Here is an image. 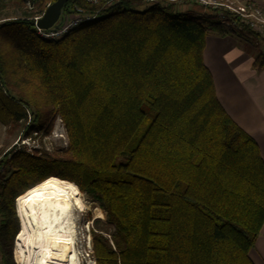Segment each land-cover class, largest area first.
<instances>
[{
  "label": "trees",
  "instance_id": "trees-1",
  "mask_svg": "<svg viewBox=\"0 0 264 264\" xmlns=\"http://www.w3.org/2000/svg\"><path fill=\"white\" fill-rule=\"evenodd\" d=\"M54 1L0 0V123L28 134L58 116L67 137L0 157L1 264H15L14 199L49 177L104 212L112 232H91L95 264H253L264 160L217 100L203 51L233 36L261 70L264 35L189 0H67L63 16L92 19L43 39L33 19Z\"/></svg>",
  "mask_w": 264,
  "mask_h": 264
},
{
  "label": "bare ground",
  "instance_id": "bare-ground-1",
  "mask_svg": "<svg viewBox=\"0 0 264 264\" xmlns=\"http://www.w3.org/2000/svg\"><path fill=\"white\" fill-rule=\"evenodd\" d=\"M78 196L74 184L49 177L15 198L20 264H79L73 202Z\"/></svg>",
  "mask_w": 264,
  "mask_h": 264
},
{
  "label": "crops",
  "instance_id": "crops-1",
  "mask_svg": "<svg viewBox=\"0 0 264 264\" xmlns=\"http://www.w3.org/2000/svg\"><path fill=\"white\" fill-rule=\"evenodd\" d=\"M255 52L233 36L211 35L203 60L223 110L253 139L264 160V69L253 68ZM249 258L253 264H264V222Z\"/></svg>",
  "mask_w": 264,
  "mask_h": 264
},
{
  "label": "rangeland",
  "instance_id": "rangeland-1",
  "mask_svg": "<svg viewBox=\"0 0 264 264\" xmlns=\"http://www.w3.org/2000/svg\"><path fill=\"white\" fill-rule=\"evenodd\" d=\"M186 5L195 14L206 11V9L191 1H188ZM182 7V4L178 5L179 10L184 9ZM2 21L0 20V22ZM258 46L262 47V45ZM49 124H51L50 129L46 131ZM48 125L45 127V130L42 129L25 134L26 131H23V127L21 126L14 128L13 126L0 123V157L13 148L22 149L25 147L28 151H46L48 153L64 149L67 145V137L59 117H54L51 122H48ZM73 202L76 211L77 241L75 247L79 251V264H93L95 261L91 251V232L95 230L107 236L112 232V228L106 223L104 212L90 197L79 192L78 200L75 199ZM14 212L18 226L15 206ZM13 250L14 244L12 260L15 264H20L18 259L16 260L17 263L15 262Z\"/></svg>",
  "mask_w": 264,
  "mask_h": 264
},
{
  "label": "built area",
  "instance_id": "built-area-1",
  "mask_svg": "<svg viewBox=\"0 0 264 264\" xmlns=\"http://www.w3.org/2000/svg\"><path fill=\"white\" fill-rule=\"evenodd\" d=\"M85 1L90 4H95L97 0ZM189 1L214 11L221 25L226 29L231 31L247 29L251 32L264 35V0ZM41 15L33 19L34 25ZM91 19V17L84 15L81 10L75 8L74 12L67 14V16H63V21L58 28L55 27V24L47 30L38 29L36 25L35 28L38 36L43 39H58Z\"/></svg>",
  "mask_w": 264,
  "mask_h": 264
},
{
  "label": "water",
  "instance_id": "water-1",
  "mask_svg": "<svg viewBox=\"0 0 264 264\" xmlns=\"http://www.w3.org/2000/svg\"><path fill=\"white\" fill-rule=\"evenodd\" d=\"M66 2L67 0H55L49 4L41 17L36 20V27L41 30H47L55 24V27L58 28L63 21L62 8Z\"/></svg>",
  "mask_w": 264,
  "mask_h": 264
}]
</instances>
